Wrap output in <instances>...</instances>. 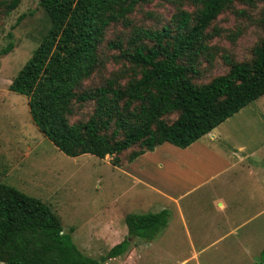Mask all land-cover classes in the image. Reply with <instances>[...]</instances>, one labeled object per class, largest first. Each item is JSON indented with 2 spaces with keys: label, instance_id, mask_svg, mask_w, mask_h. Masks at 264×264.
Here are the masks:
<instances>
[{
  "label": "trees",
  "instance_id": "trees-1",
  "mask_svg": "<svg viewBox=\"0 0 264 264\" xmlns=\"http://www.w3.org/2000/svg\"><path fill=\"white\" fill-rule=\"evenodd\" d=\"M20 1L0 0V16ZM37 1L51 27L9 90L26 97L33 125L68 157L109 156L113 166L123 167L165 143L184 149L264 95V35L251 60H226L224 74L198 80L203 61L210 62L209 26L223 13L253 19L236 6L252 8L255 0H162L172 7L171 17L147 12L150 23L140 26L131 16L156 0ZM118 24L129 31L107 42V31ZM103 46L117 52L112 58L126 64L124 70L105 75ZM167 216L127 215V235L153 239ZM71 234L49 206L0 183L1 262L101 264L130 245L124 239L96 260L79 251Z\"/></svg>",
  "mask_w": 264,
  "mask_h": 264
},
{
  "label": "rangeland",
  "instance_id": "rangeland-1",
  "mask_svg": "<svg viewBox=\"0 0 264 264\" xmlns=\"http://www.w3.org/2000/svg\"><path fill=\"white\" fill-rule=\"evenodd\" d=\"M161 1L137 8L131 16L133 25L148 23L147 12L170 18L172 7ZM255 1L252 8L236 6L253 19L244 16L246 20H241V16L223 13L209 26L205 44L210 62L208 64L207 59L203 61L200 66L202 77L198 80L207 81L224 74L228 68L226 60H251L252 48L264 35L259 21L264 0ZM50 27L48 16L37 0H21L16 9L0 16V183L15 187L49 206L60 219L64 231L72 229L73 242L84 256L101 260L114 245L124 239L130 242L122 256L105 259L101 264H264V201L257 200V209L252 206L237 211L234 217L236 227L238 220L243 221V218L258 212L259 215L230 236L221 235V229L226 230L224 226L217 230L212 228L204 236L188 235L179 222L180 215L175 207L169 214V228L166 231L163 228L154 237L150 249L142 245L146 239H136L127 234L122 236L125 231H122L121 219L111 217L112 212L127 216L152 213L157 209V204H152L154 199L149 198L150 193L144 192L127 174L137 171L139 166L144 172L155 171L152 167L157 165V159L164 153L175 152L176 147L167 143L158 146L148 152V157H139L133 167L124 166L129 163L115 167L109 156L99 159L87 154L72 158L55 148L33 125L26 97L9 90L13 78L30 59ZM128 31L121 24L111 27L105 36L106 41H116L121 32ZM100 55L106 64L105 75L110 71L124 70L126 64L112 58L117 52L103 46ZM96 80L97 77L87 83ZM216 134L220 149L241 145L246 152L256 151L236 171L242 174L243 184L263 188L262 182L257 184L256 177L259 169L264 171V95L220 124ZM249 169L252 176L248 175ZM240 192L245 194L244 190ZM252 194L256 198L259 196L255 190ZM162 201L161 204L165 203ZM153 205L154 208H150ZM210 213L214 212L207 207L184 209L187 220L211 219L208 217ZM231 213L213 216L218 219L223 215L230 217ZM210 225L206 222L204 227ZM200 226L203 229V224ZM229 227L233 226L230 224ZM133 247H136L137 255L132 252Z\"/></svg>",
  "mask_w": 264,
  "mask_h": 264
},
{
  "label": "crops",
  "instance_id": "crops-1",
  "mask_svg": "<svg viewBox=\"0 0 264 264\" xmlns=\"http://www.w3.org/2000/svg\"><path fill=\"white\" fill-rule=\"evenodd\" d=\"M216 128L187 148H176L175 152L172 150L168 154L164 153L161 156L162 160L161 157L158 158L156 161L157 165L152 167L155 171L144 172L142 166H139L137 171L127 174L144 192L147 190L150 193L149 198L151 200L153 198L155 201L152 204H157L155 211L146 214H158L163 211L168 213L166 227H164L163 231L169 228V214L171 208L174 207L180 215L179 222L183 225L185 233L188 235L192 233L194 236H204L212 228L217 230L222 226L226 228V230L221 229L223 231L222 236L234 235L238 228L249 224L258 217L259 212L255 215H249L247 218H243V221L238 220L239 225L236 227L234 217H236L238 210L251 208L252 206L257 209L259 205L257 200L264 201V186L263 188L261 186L252 188V186L243 184L242 174L240 173L239 175L236 171L237 167L242 166L243 163L253 157L256 151L249 150L246 152L245 147L241 145L232 149H220L216 142L218 139ZM149 153H145L140 157H148ZM153 154L158 155L159 153ZM138 158L124 166L131 165L133 167L138 163ZM157 170H162L163 172L158 173L159 171ZM249 170L248 175L252 176V170ZM257 172H259V175L256 177L257 184L260 185L262 182L264 185V175L262 174L264 171L259 169ZM239 178L240 180H238ZM154 180L160 184L157 185ZM245 188H248V190L246 191ZM239 190H244L245 194L242 195L241 192L239 194ZM254 190L259 193L257 198L255 194H252ZM161 200H163L162 203H165L161 204ZM123 206L125 207V205ZM205 207L213 210V214L216 215L229 214L230 211L232 213L230 217L223 215L222 218L218 219L210 213L208 217L211 219L207 218L201 221L196 219L187 220L184 217V209L191 210ZM150 208H154V205ZM110 216L115 218L117 216V218L121 219L122 231H125L122 236L127 234V227L125 225L126 216L122 213L115 214L114 212ZM206 222H210L211 225L204 227ZM200 224H203V229L199 228ZM230 224L233 226L232 228H228ZM191 225H195V227L193 228ZM153 239L146 240L142 244L144 248L150 249ZM137 250L139 252L140 249ZM132 252L137 255L136 247H133Z\"/></svg>",
  "mask_w": 264,
  "mask_h": 264
},
{
  "label": "water",
  "instance_id": "water-1",
  "mask_svg": "<svg viewBox=\"0 0 264 264\" xmlns=\"http://www.w3.org/2000/svg\"><path fill=\"white\" fill-rule=\"evenodd\" d=\"M0 264H10V263H6V262H1V261H0Z\"/></svg>",
  "mask_w": 264,
  "mask_h": 264
}]
</instances>
